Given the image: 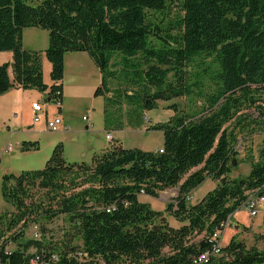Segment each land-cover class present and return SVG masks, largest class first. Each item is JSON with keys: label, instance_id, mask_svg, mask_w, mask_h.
I'll list each match as a JSON object with an SVG mask.
<instances>
[{"label": "trees", "instance_id": "16d2710c", "mask_svg": "<svg viewBox=\"0 0 264 264\" xmlns=\"http://www.w3.org/2000/svg\"><path fill=\"white\" fill-rule=\"evenodd\" d=\"M171 3L182 14L174 32L162 33L151 15L163 14ZM25 27L48 31L43 51L23 47ZM0 51L13 53L11 62L0 64V94L48 89L50 101L62 102L64 55L82 51L101 73L94 95L105 97L106 106H128L137 126L157 100L191 95L194 89L205 100L195 118L175 110L167 121L147 127L162 132V152L126 148L115 140L89 162H68L58 142L43 168L5 174L2 196L14 212L0 214V264H30L31 247L41 258L38 264H195L205 252L206 261L198 264H264V247L234 237L212 255V235L223 231L250 193L264 196V141L249 173L230 178L236 136L225 127L242 117L243 108L264 117V0H40L35 5L0 0ZM43 56L51 65L49 86ZM207 57L215 64L209 93L202 90L201 73L190 76L186 70ZM114 80L118 84L111 87ZM37 147L36 141L20 144L21 151ZM207 178L217 185L189 203L188 194ZM176 186L178 195L164 209L178 222L172 226L164 212L138 196L157 197ZM34 189L40 192L36 197ZM59 214L70 226L68 242L22 240L23 229L37 217ZM73 238L80 245H71ZM11 240L16 245L9 254L5 247ZM53 254L57 260H51Z\"/></svg>", "mask_w": 264, "mask_h": 264}, {"label": "rangeland", "instance_id": "374dc122", "mask_svg": "<svg viewBox=\"0 0 264 264\" xmlns=\"http://www.w3.org/2000/svg\"><path fill=\"white\" fill-rule=\"evenodd\" d=\"M26 1L35 5L40 0ZM181 14L182 12L179 10V7L171 3L163 14L154 13L151 16L154 18V21L161 26L162 33H164L167 31L174 32L173 28L176 26V22ZM44 60L49 63L45 56ZM89 60L94 64L91 58ZM214 69L215 64L213 63L212 57L198 58L186 68L190 76H195V74H198L197 72L201 73L203 82L202 90L206 93H209L214 87L211 80ZM42 71L43 80L45 84L49 86L51 84L50 76L47 72L46 74L44 73L43 66ZM88 73L87 70H82L71 80L84 86V92L77 97L72 96L70 99H65L64 105H61L62 116L64 117L65 112H68V115L73 119L74 125L79 129L74 138L78 145L76 146V143H67L65 146L63 145V156L68 162H89L93 151L100 153L103 149L110 147L113 142L115 143V140L118 144L126 148L157 150L161 148L160 145L162 146L163 134L160 130L147 129L150 124H153V120L156 119L155 117L157 114H159V116L157 115L158 118L160 117L162 120L169 119L171 117H169V114L174 115L176 110L178 114H184L191 118H195L205 107L204 97L198 96L197 89H194L191 95L174 97L170 100H157L153 109L144 111V114H146L150 121L144 122L141 115L142 123L137 126L139 122L138 120H134V113L132 112L130 116L129 113H127L128 106L124 105L122 109L114 104L106 106L105 97L94 95L95 88H90L91 76L88 75ZM170 79H173V77L169 74L168 80ZM117 84V81L114 80L111 82L110 86L113 87ZM33 90L37 93V97L43 107L45 106L48 108L49 118L53 119L58 107L53 102L46 101L48 89L45 91L38 89ZM110 95L111 93L108 94V96ZM240 114H242V117L225 124L227 132H232L236 136L232 145L234 161L230 164L231 169L228 174L230 178L246 176L249 173L251 163L258 159V152L264 141V117H259L260 115L257 114L254 108H243ZM82 116H85L86 119H83ZM40 117H42V114ZM129 117L133 118L129 119ZM26 119L27 123L30 122L29 114H26ZM251 119L257 120L258 123H262L256 125L252 123ZM238 121L240 123H238ZM105 122H107V124ZM120 124L124 125L122 129L118 128ZM105 125L108 131L104 130ZM127 125L132 126L130 130L126 129ZM64 126L66 128H62L69 129V126ZM71 129H73V126H71ZM108 132L114 137L109 139V143L106 137ZM50 133L51 134L41 136L39 149L23 153L18 143L22 141L21 139H24L23 137H27L28 134L17 130L11 133L7 128H0V214H11L14 212L12 205L7 203L2 196L3 176L5 174L17 175L24 170L43 168L54 147L47 145V141L54 135V131ZM119 140L123 143H120ZM8 145L12 146V150H7ZM82 180L83 177L76 179L77 182ZM217 183L218 180L207 178L188 194V202H197L208 191L212 190ZM32 192L36 194L35 197L40 193H38L36 189ZM178 193L179 190L176 186L159 192L157 197H150L144 194H140L138 197L139 200L149 203L152 209L164 212L169 224L177 226L178 222L167 214L164 209L166 204L171 202ZM247 201L254 202L257 210L255 215L251 214V209L248 208ZM247 201L227 220V224L220 234L221 246L226 245L230 238L234 237L239 241H243L247 246H256L258 249L264 247V196L258 193H250ZM35 223L38 225L41 232L40 240L45 244L59 246L64 242H68L69 236L67 232L70 226L66 216L59 214L49 219L45 218V216H40L37 217ZM32 230V227L27 226L25 230H23L24 235L22 240H28L32 236ZM200 237L201 236L196 237L195 239H199ZM80 243V240L77 238L71 240V245H80ZM15 245L16 241L11 240L7 247L11 249L14 248ZM33 251V247L28 249L30 253ZM165 252H167V250H165ZM96 264L102 263L98 262Z\"/></svg>", "mask_w": 264, "mask_h": 264}, {"label": "crops", "instance_id": "0c3cea01", "mask_svg": "<svg viewBox=\"0 0 264 264\" xmlns=\"http://www.w3.org/2000/svg\"><path fill=\"white\" fill-rule=\"evenodd\" d=\"M22 44L27 50L43 51L48 46V31L38 27H25L22 31ZM85 53L86 52L82 51H74L66 52L64 55V75L62 80L63 105L65 99H70L72 96L77 97L84 92V86H82L80 83L71 81L82 70H87L89 72L88 75L91 76V89L96 88L101 83V73L95 64H92L91 60H89L90 58H88L89 56ZM12 60L13 53L11 51H0V64L9 63ZM42 66L44 73L46 74L47 72L49 74L51 65L47 61L45 62L44 56L42 57ZM9 74L12 77L11 69H9ZM32 101H39L37 93L33 89L12 88L3 94H0V128H7L11 133L17 130L19 132L28 134L27 137H23L24 139H21L22 141H19V147L23 141H36L38 142L37 149H39L41 144V136L45 134H51V131H49L46 127V120L51 119L49 118L48 108L44 106L41 113V120L39 122H33V112L31 109ZM46 101L51 102L48 95ZM61 112L62 107L57 109L54 117L59 116L63 121V125L69 126V129H64L61 127L57 131H54V135L51 136V138L47 141V145L54 146L56 143L61 142L65 146L67 143H76L74 138L79 129L74 125L73 119L68 115V112H65L64 117L62 116ZM26 114H29L30 122L28 123L26 122ZM157 115L159 116V114ZM157 115L155 117L156 119L153 120V123L166 121L168 119L162 120L160 117L158 118ZM172 115L173 114H169V117ZM71 126H73V129H71ZM130 128V126H127L126 129L130 130ZM110 135L112 138H114L111 133ZM107 142L109 143L110 141L107 139ZM119 142L123 143L120 140ZM77 145L78 144L76 143V146ZM35 150L33 149L21 152L27 153ZM91 154L90 160L92 156L96 154V152L93 151Z\"/></svg>", "mask_w": 264, "mask_h": 264}, {"label": "built area", "instance_id": "2783aa9c", "mask_svg": "<svg viewBox=\"0 0 264 264\" xmlns=\"http://www.w3.org/2000/svg\"><path fill=\"white\" fill-rule=\"evenodd\" d=\"M51 102H53L58 108L61 107L62 105V102L61 100L58 98V97H54L53 100H51ZM31 109H32V112H33V116H32V120L33 122H38L40 120V114L42 113L43 111V105L40 101H32L31 102ZM83 119H86L85 116H83ZM143 120L144 122H149V118L146 116V114L143 115ZM46 126H47V129L49 131H57L58 129H60L61 127H64L66 128L64 125H63V121L62 119L59 117V116H55L53 119L51 120H46ZM68 128V127H67ZM107 139H111V136L110 134L108 133L106 135ZM7 150H12V146L11 145H8L7 146ZM159 152H162L163 149L162 148H159L157 149ZM247 206L248 208H250V212L251 214L255 215L257 213V210L255 208V205H254V202H248L247 201ZM227 222L225 223L224 225V228L226 226ZM29 227H32V236L29 238V239H33V240H40V237H41V232L38 228V225L33 222L29 225ZM25 230V228L23 229ZM220 234L221 232H216L212 235V239L216 241V245H214V250L212 251V255H216L219 253V249L221 247V243H220ZM14 248H8L7 246L5 247V250L11 254L12 250ZM33 257L30 259V264H38L40 262V256L37 254L36 251H33ZM208 257V254L205 252L203 254H201L196 260H195V264H198V263H203L206 261ZM58 256L56 254H53L52 257H51V260H57Z\"/></svg>", "mask_w": 264, "mask_h": 264}]
</instances>
